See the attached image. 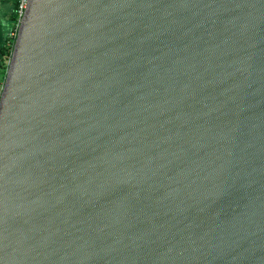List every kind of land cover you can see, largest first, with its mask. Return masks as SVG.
<instances>
[{
	"label": "water",
	"instance_id": "1",
	"mask_svg": "<svg viewBox=\"0 0 264 264\" xmlns=\"http://www.w3.org/2000/svg\"><path fill=\"white\" fill-rule=\"evenodd\" d=\"M0 264H264V0H27Z\"/></svg>",
	"mask_w": 264,
	"mask_h": 264
},
{
	"label": "rangeland",
	"instance_id": "2",
	"mask_svg": "<svg viewBox=\"0 0 264 264\" xmlns=\"http://www.w3.org/2000/svg\"><path fill=\"white\" fill-rule=\"evenodd\" d=\"M16 0H0V46L4 43L5 37L13 27V12ZM1 63V59H0ZM0 84L3 85L5 74L0 67ZM0 87V91L2 88Z\"/></svg>",
	"mask_w": 264,
	"mask_h": 264
},
{
	"label": "trees",
	"instance_id": "3",
	"mask_svg": "<svg viewBox=\"0 0 264 264\" xmlns=\"http://www.w3.org/2000/svg\"><path fill=\"white\" fill-rule=\"evenodd\" d=\"M20 3H21V0H16L14 12H13V27L11 28L10 32L5 37L4 43L0 46V59H1L0 67L2 71L4 70L3 72H6L8 60L11 56V52H12L14 41H15V38L11 36V32L15 29L16 24L18 22V18H19L18 9H19ZM1 85L2 84H0V87Z\"/></svg>",
	"mask_w": 264,
	"mask_h": 264
},
{
	"label": "built area",
	"instance_id": "4",
	"mask_svg": "<svg viewBox=\"0 0 264 264\" xmlns=\"http://www.w3.org/2000/svg\"><path fill=\"white\" fill-rule=\"evenodd\" d=\"M26 4H27V0H21L20 6H19V9H18V16H19L18 22L16 24L15 29L11 32V36L14 37V38H16L19 22H20L21 17L24 14V10H25Z\"/></svg>",
	"mask_w": 264,
	"mask_h": 264
}]
</instances>
